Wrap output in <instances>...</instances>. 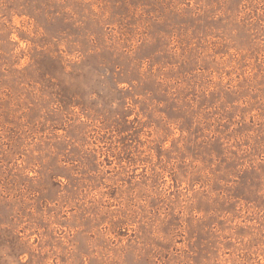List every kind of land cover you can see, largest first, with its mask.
<instances>
[{
    "label": "rangeland",
    "instance_id": "obj_1",
    "mask_svg": "<svg viewBox=\"0 0 264 264\" xmlns=\"http://www.w3.org/2000/svg\"><path fill=\"white\" fill-rule=\"evenodd\" d=\"M0 264H264V0H0Z\"/></svg>",
    "mask_w": 264,
    "mask_h": 264
}]
</instances>
